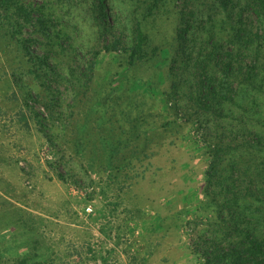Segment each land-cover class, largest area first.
<instances>
[{
  "label": "rangeland",
  "instance_id": "374dc122",
  "mask_svg": "<svg viewBox=\"0 0 264 264\" xmlns=\"http://www.w3.org/2000/svg\"><path fill=\"white\" fill-rule=\"evenodd\" d=\"M162 1L150 16L148 0L0 11V264H230L264 248V21L248 0Z\"/></svg>",
  "mask_w": 264,
  "mask_h": 264
},
{
  "label": "trees",
  "instance_id": "16d2710c",
  "mask_svg": "<svg viewBox=\"0 0 264 264\" xmlns=\"http://www.w3.org/2000/svg\"><path fill=\"white\" fill-rule=\"evenodd\" d=\"M222 2H225V0H221ZM149 4L146 7L145 13L144 15L146 16H150L153 15V13L159 8V6H161V4L164 3V1L162 0H148ZM94 5L99 7L101 9V12H103L105 6L103 4V0H94ZM105 4H106V0H105ZM12 5V0H0V11H2L3 13L8 12V10L11 8ZM248 7H251L253 10V14H255L257 16L258 21L263 22L264 21V0H248L247 4ZM16 10V16L17 17H21L24 21H28V19H30V15L31 12H34L32 10H27L25 7L20 6L15 8ZM263 14V15H261ZM44 13L40 14V17H37L35 22L36 25H38L40 27V31L42 33H44L47 28V22L44 20ZM101 17V16H100ZM103 17V18H102ZM101 20H103V25L106 24V18H108V15H104L102 14ZM137 24L135 25L134 30V44L132 47H130V55H129V61H128V65H131L134 61V59L140 55L143 54L144 52V44L147 40V36L144 34L140 22H136ZM241 32V30H239V33ZM31 43H33L31 41ZM22 49L24 50H28L29 46L26 43H22L21 44ZM118 45L117 42L114 41L111 43L110 47L107 48L109 49H117ZM30 53H27V55L25 54V56H28L27 60L30 61H34L36 59L39 60L40 63L44 64L46 59L45 58H34L29 56ZM94 62L92 61L90 63V69L93 68ZM255 67V65H253ZM262 246H253L252 249H248L247 250V254H249L250 256L247 258H244L242 255V250H238L237 248H235V252H233L232 254V258L231 260H229L230 264H264V253L261 251ZM264 248H262L263 250ZM228 255H224L223 257H221L222 259L227 258Z\"/></svg>",
  "mask_w": 264,
  "mask_h": 264
}]
</instances>
